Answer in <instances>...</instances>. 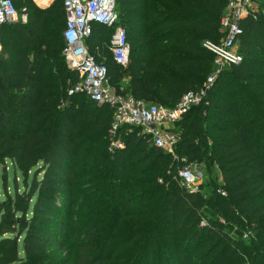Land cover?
I'll list each match as a JSON object with an SVG mask.
<instances>
[{"label": "trees", "instance_id": "obj_1", "mask_svg": "<svg viewBox=\"0 0 264 264\" xmlns=\"http://www.w3.org/2000/svg\"><path fill=\"white\" fill-rule=\"evenodd\" d=\"M12 2L28 20L0 30V164L14 173L12 193L2 182L0 264H264V0L241 22L242 60L175 123L173 154L127 125L115 134L123 147L110 148L112 107L69 94L78 73L62 54V0ZM226 4L116 0L128 65L112 60L109 28L95 26L87 44L116 93L173 107L212 72L203 42L221 38ZM199 161L216 174L202 169L190 192L177 169ZM244 220L252 254L239 231L235 242L224 232Z\"/></svg>", "mask_w": 264, "mask_h": 264}, {"label": "built area", "instance_id": "obj_2", "mask_svg": "<svg viewBox=\"0 0 264 264\" xmlns=\"http://www.w3.org/2000/svg\"><path fill=\"white\" fill-rule=\"evenodd\" d=\"M259 1L227 0L219 20L221 38L216 42H203V46L213 56L212 72L199 88L184 93L173 107H165L116 93L109 83L106 64L97 61L90 53L87 40L93 28L101 25L111 30L107 49L112 60L123 68L129 63V45L125 28L118 24L116 0H62L65 19L62 54L68 68L78 73V80L70 87L69 94L82 93L97 105L112 107L109 129L113 137L112 148L123 147L115 134L120 126L127 125L141 128L151 145L173 154L174 144L178 140L173 130L175 123L193 105L205 99L212 83L223 70L242 60L238 51V39L243 32L241 22L247 17H257ZM16 20L17 10L12 0H0V30L4 24ZM1 51L0 32V54ZM177 177L188 191L194 192L204 176L199 164L188 163L177 169ZM220 193L225 195L222 190Z\"/></svg>", "mask_w": 264, "mask_h": 264}, {"label": "rangeland", "instance_id": "obj_3", "mask_svg": "<svg viewBox=\"0 0 264 264\" xmlns=\"http://www.w3.org/2000/svg\"><path fill=\"white\" fill-rule=\"evenodd\" d=\"M55 3L61 5V0H49V1L44 2V3H41V2H39L37 0H34V6L37 7V8H48L49 6H51V5L55 4ZM16 10H17V20H16V22L26 23L27 20H28L26 10L24 8H18V7H16ZM226 70H227V68L224 71H226ZM224 71H222V72H224ZM147 103L148 104H154L152 102H147ZM175 128H176V126H175ZM139 129L142 131L141 128H139ZM174 132L176 134H178V132H176V129L174 130ZM109 146H110V148H112L111 147V143H110ZM207 150L208 151L210 150L209 144H207ZM201 163H203V162L199 161V166L201 167V169H203L206 172V177L207 176H210V178L215 177L216 170H215L214 164L210 163V165L208 166V164H206V163L205 164L204 163L201 164ZM4 166L5 167H2V164H0V198L2 197L3 192H4V188L2 186V182L5 180V178H6V181H7V191L10 192V193L13 192V176H14V173H13L12 167L9 164L8 161L5 162ZM4 173H6V174L4 175ZM15 174H16V181H17L18 187H19V189H21L22 188V182H21L20 172L17 171ZM216 183L221 185V182H217L216 181ZM209 190L210 189H208V191ZM206 194H208V193L206 192ZM220 221H223V219L220 218ZM248 230H249V225L244 220L243 224L230 226V227L226 228L224 232L226 234H228V236L232 239V241L235 242V236H237L238 231H239V233L241 235V239L245 243L244 247L249 248L248 251H250L251 254H252L253 253L252 250H254L253 244L250 242L248 237L244 236V232H246ZM246 254L248 256V253H246ZM197 255H198V253L193 255V256L196 257ZM251 261L252 260L249 259V257H248V260H246L245 264H254ZM256 264H259V263H256Z\"/></svg>", "mask_w": 264, "mask_h": 264}, {"label": "bare ground", "instance_id": "obj_4", "mask_svg": "<svg viewBox=\"0 0 264 264\" xmlns=\"http://www.w3.org/2000/svg\"><path fill=\"white\" fill-rule=\"evenodd\" d=\"M37 1H39V2H41V3H44V2H47V1H49V0H43V1L37 0Z\"/></svg>", "mask_w": 264, "mask_h": 264}]
</instances>
